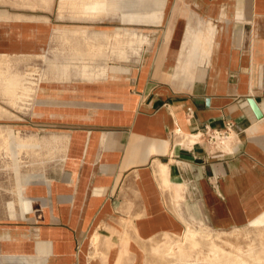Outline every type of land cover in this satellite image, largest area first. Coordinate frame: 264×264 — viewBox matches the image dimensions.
<instances>
[{
  "label": "crops",
  "instance_id": "obj_1",
  "mask_svg": "<svg viewBox=\"0 0 264 264\" xmlns=\"http://www.w3.org/2000/svg\"><path fill=\"white\" fill-rule=\"evenodd\" d=\"M104 1L0 0V138L49 153L61 139L63 154L25 211L16 174L13 198L0 179V264H150L192 222L225 231L264 212V0ZM134 26H155L152 44L118 59Z\"/></svg>",
  "mask_w": 264,
  "mask_h": 264
},
{
  "label": "rangeland",
  "instance_id": "obj_2",
  "mask_svg": "<svg viewBox=\"0 0 264 264\" xmlns=\"http://www.w3.org/2000/svg\"><path fill=\"white\" fill-rule=\"evenodd\" d=\"M108 6V3L106 4L103 0L101 5L102 13L108 10ZM128 12L131 13L132 11ZM126 13V11H123V19ZM123 27L119 26V28ZM131 28L133 29H124L122 31L119 29L116 50L118 59H126L125 50L127 47H132L134 60L138 61L144 47L152 44L149 39L153 38L152 35L156 32V27L134 26ZM126 36H128V40H125ZM114 49L115 47L113 46L112 53H114ZM102 59L104 60V58ZM94 60L91 59L87 62L92 67H95L97 64H95V62L99 59ZM71 61H73V63L70 65L73 66L85 65L81 63L83 61L77 59H71ZM98 67L99 65L97 68ZM107 71L108 70L103 68L101 72L95 74V76L98 78L105 77L108 74ZM91 75L93 76L94 74ZM44 76V70L41 71V69H39V78ZM47 150L45 138H0V179L1 182L5 183V186H1V188L6 191L5 194L7 197L13 198L16 191V185H13V180L16 174L18 186L17 196H19L21 200L22 211H25L27 208V200L24 197L26 186L36 178H44L40 173L46 172V163L49 164V167L51 163H53L54 169L49 173H52L54 178L59 176V167L63 156L61 153V139H54L53 153H49ZM35 163L43 164L35 167ZM9 207L12 210L14 209L13 202L9 203ZM189 227L196 230L194 239L188 241L186 244L188 253L190 252L189 257L184 260L174 257L176 258L174 260V258L169 259V257L164 256V247L162 246H164L167 241L169 243H175L181 240L183 238V235H181L174 239L165 240L166 242L162 241L159 244L160 247H157L158 249H151L149 254L150 264H264V212L259 217L253 219L248 225L225 231L211 229L195 222H192ZM100 241L101 236H99V240L95 242L96 244L93 243L95 248L98 249Z\"/></svg>",
  "mask_w": 264,
  "mask_h": 264
},
{
  "label": "bare ground",
  "instance_id": "obj_3",
  "mask_svg": "<svg viewBox=\"0 0 264 264\" xmlns=\"http://www.w3.org/2000/svg\"><path fill=\"white\" fill-rule=\"evenodd\" d=\"M10 151V150H9ZM138 228V227H137ZM107 229V228H106ZM122 232V231H121ZM196 234V230H193L191 227H188L187 230H186V233L183 235V238L175 243H169L167 240V243H165L164 246V256L166 257H169L170 258H174V257H178L179 259H186L187 257H189V253H188V250H187V242L188 241H192V239H194V236ZM99 234H96L93 236L92 238V242L94 244H96L95 242H97V240H99ZM118 237V236H117ZM165 241V242H166ZM194 245V244H192ZM160 247V246H159ZM158 249V248H157ZM191 249V248H190ZM160 250V249H159ZM193 250V249H191ZM119 252V251H118ZM124 252H127L126 250ZM195 252V251H194ZM193 253V252H192ZM158 254V253H157ZM110 256V255H109ZM177 258V259H178ZM176 258H174L175 260ZM226 259V258H224ZM240 259V258H239ZM189 260V259H188ZM178 261V260H177ZM236 261V260H235ZM182 262V261H181ZM189 263V262H188ZM194 263V262H193ZM197 264V263H196ZM233 264V263H232Z\"/></svg>",
  "mask_w": 264,
  "mask_h": 264
},
{
  "label": "built area",
  "instance_id": "obj_4",
  "mask_svg": "<svg viewBox=\"0 0 264 264\" xmlns=\"http://www.w3.org/2000/svg\"><path fill=\"white\" fill-rule=\"evenodd\" d=\"M228 126H231L230 124ZM204 134L210 143H216L218 140H224L226 138V133L222 131H215L210 129L208 125L204 126Z\"/></svg>",
  "mask_w": 264,
  "mask_h": 264
},
{
  "label": "water",
  "instance_id": "obj_5",
  "mask_svg": "<svg viewBox=\"0 0 264 264\" xmlns=\"http://www.w3.org/2000/svg\"><path fill=\"white\" fill-rule=\"evenodd\" d=\"M250 104L252 108L254 109V111L256 112L257 116L261 117L262 115L259 113V110L257 109V106L255 105V103L253 101H250Z\"/></svg>",
  "mask_w": 264,
  "mask_h": 264
}]
</instances>
